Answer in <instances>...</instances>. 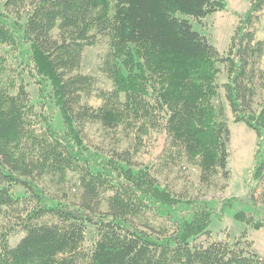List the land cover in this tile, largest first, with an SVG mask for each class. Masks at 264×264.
Wrapping results in <instances>:
<instances>
[{"label":"trees","instance_id":"obj_1","mask_svg":"<svg viewBox=\"0 0 264 264\" xmlns=\"http://www.w3.org/2000/svg\"><path fill=\"white\" fill-rule=\"evenodd\" d=\"M1 1L8 10L23 5L29 10L24 22L0 12V74L5 78L0 89V216L16 221L0 231V264H264L243 237L232 246L198 242L213 219L222 220L235 203L252 209L238 212L237 221L264 228L254 193L232 198L221 212L197 201L185 211L150 169L131 168L133 155L164 132L165 165L196 167L200 185L207 188L220 176L229 178L223 63L228 67L225 101L235 122L258 136L256 158H261L264 105L258 112L253 108L261 72L253 65L248 70L250 48L244 46L261 0H254L241 18L228 58L192 25L226 10L227 0ZM97 35L108 46L100 71L109 88L98 87L91 76L75 75ZM10 54L18 55L13 63ZM26 78L38 86L40 110L31 101ZM93 91L103 100L97 108L83 103ZM57 113L64 131L54 125ZM88 122L109 131L122 129L135 146L103 159L83 142ZM257 167L254 178L264 194V163ZM45 175L62 182L74 179L82 189L79 207L50 205L37 184ZM13 186L25 188L29 197L16 198ZM13 229L25 233L14 248L9 244ZM91 230L97 237L87 247Z\"/></svg>","mask_w":264,"mask_h":264},{"label":"rangeland","instance_id":"obj_2","mask_svg":"<svg viewBox=\"0 0 264 264\" xmlns=\"http://www.w3.org/2000/svg\"><path fill=\"white\" fill-rule=\"evenodd\" d=\"M227 2L226 10L212 13L199 22L192 21L193 28L209 39L222 58H228L231 55L235 31L240 25L241 18H244L252 9L254 0H227ZM27 10H29L28 6L25 5L18 9L8 10L4 7L3 1L0 0V12L5 13L12 21L24 22ZM253 16V22L246 32L244 46L250 48L247 56L250 65L248 70L253 65L261 72L260 78L256 80L257 92L253 99V108L258 112L264 105V0H261L259 9L253 13ZM59 32L60 23L57 24L53 34L57 36ZM91 33L95 34L93 31ZM107 47L105 37L97 35L95 41L86 47L83 65L75 75H88L97 79L100 88L111 87L100 71ZM10 55V62L13 63L18 55ZM4 79L0 74V89ZM227 81L228 67L223 63L221 65L220 86L231 130L229 178L224 179L220 176L213 186L207 188L200 185V172L196 167L187 163L165 165L163 160L165 150L168 148V136L164 132L155 134L147 147L141 148L133 155L131 168L134 172L144 168L150 169L162 188H167L179 197L185 211L191 209L189 203L197 201L211 210L221 212V208L232 198H245L250 193H254L258 207L264 214L263 188L254 178L257 166L264 163V143L258 163L256 152L260 140L256 133L245 124L235 122L231 109L224 98V85ZM25 82L26 89L31 94L32 103L37 106V110H40L39 105L43 101L40 98L38 86L29 78H26ZM151 97L155 98L154 95ZM83 103L97 108L103 104V100L98 97L97 92L93 91L84 97ZM54 125L60 131L65 129L59 113L54 119ZM82 135L83 142L90 152L98 153L106 160L112 157L113 152H127L131 150L132 146H135L131 136L122 129L117 131L105 130L99 123H86ZM37 184L47 196L50 205L61 204L70 208H78L82 202V189L74 179L70 178L66 182H62L58 176L45 175L37 181ZM11 193L20 200L29 197L27 190L20 186H13ZM101 209L106 211V205L102 206ZM241 211H252V209L251 206L235 203L233 209L228 210L222 216V220L213 219L209 233L200 237L198 242L205 245L222 243L232 246L243 237L247 240L245 245L264 258V228L256 230L237 221L235 217ZM175 218L178 216L175 215ZM160 222L165 221L161 220ZM15 223L14 217L0 216V231L13 228ZM24 236V232L13 229L10 233V246L16 247ZM96 237L95 231L91 230L86 237L85 246H92Z\"/></svg>","mask_w":264,"mask_h":264}]
</instances>
